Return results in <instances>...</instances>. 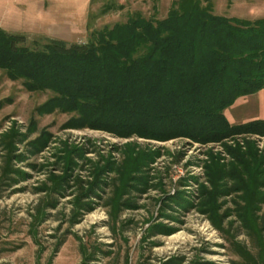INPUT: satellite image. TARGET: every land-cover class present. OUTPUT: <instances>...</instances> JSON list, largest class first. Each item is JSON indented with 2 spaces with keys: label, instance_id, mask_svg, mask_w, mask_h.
Masks as SVG:
<instances>
[{
  "label": "rangeland",
  "instance_id": "374dc122",
  "mask_svg": "<svg viewBox=\"0 0 264 264\" xmlns=\"http://www.w3.org/2000/svg\"><path fill=\"white\" fill-rule=\"evenodd\" d=\"M173 1L0 0V30L25 37L19 45L29 48L57 39L84 44L136 13L162 19ZM201 1L217 14L264 17V0ZM28 83L0 67V264H250L242 254L261 255L264 195L237 191L231 176L213 173L230 172L234 151L249 143L263 158L264 135L204 142L76 127L77 113L53 108L54 90ZM224 113L234 125L264 119V88ZM42 138L47 144L36 150L32 142ZM129 149L154 159L130 183L117 169L102 174L106 184L89 193L99 168L108 159L120 166ZM71 157L77 165L69 174L65 158ZM66 175L64 190L53 192L57 176ZM250 216L260 236L244 225Z\"/></svg>",
  "mask_w": 264,
  "mask_h": 264
},
{
  "label": "trees",
  "instance_id": "16d2710c",
  "mask_svg": "<svg viewBox=\"0 0 264 264\" xmlns=\"http://www.w3.org/2000/svg\"><path fill=\"white\" fill-rule=\"evenodd\" d=\"M24 40L0 30V67L14 78L27 79L30 89L54 90L58 96L51 99L53 108L77 113L71 123L76 127L122 137L188 136L204 142L247 132L264 135V119L234 125L224 113L239 97L264 88V17H230L215 13L201 0H174L162 19L136 13L126 22L94 32L84 44L57 39L40 49L20 46ZM47 141L42 138L32 145L40 150ZM234 154L233 169L213 177L231 176L237 191L264 195V157L252 143ZM65 159L70 174L77 163L72 157ZM153 159L134 149L120 166L108 159L89 193L106 184L102 174L117 169L130 183ZM68 177L57 176L52 191L60 194ZM116 201L118 206L120 198ZM83 207L89 209L88 203ZM248 219L243 218L244 225L260 236L258 225ZM262 238L257 242L259 257L242 254L250 264H264Z\"/></svg>",
  "mask_w": 264,
  "mask_h": 264
}]
</instances>
